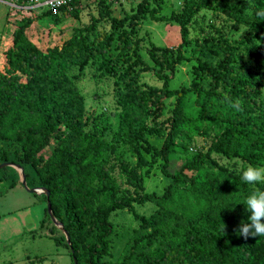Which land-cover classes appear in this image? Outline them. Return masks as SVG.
<instances>
[{"label": "trees", "instance_id": "16d2710c", "mask_svg": "<svg viewBox=\"0 0 264 264\" xmlns=\"http://www.w3.org/2000/svg\"><path fill=\"white\" fill-rule=\"evenodd\" d=\"M181 1L182 10L169 16L157 14L160 4L140 0L116 17L114 0H97L98 16L67 25L61 16L78 12L81 2L72 0L57 12L46 11L52 20L47 27L21 20L2 51L0 141L17 146L12 159L4 150L2 160L28 165L33 181L49 192L52 214L66 235L53 223L48 236L67 249L72 264L73 257L77 264H112L102 258L110 254L117 210L137 222L120 264H264V237L237 235L250 216L244 201L252 191H264V183L241 180L248 165L264 166V20L255 15L264 0H250L252 8L247 0ZM29 2L15 0L21 7ZM202 9L246 30L229 39L213 26L214 32L192 37L189 23ZM147 17L178 22L181 36L172 47L150 43L151 64L139 52ZM101 19L111 30L99 26ZM192 43L216 60L197 58L190 85L170 88ZM89 66L91 76L112 81L115 123L105 113L87 114L80 84ZM143 72L161 86L143 82ZM171 97L167 133L157 146L147 137L148 122L163 114ZM237 101L239 108L232 106ZM197 137L208 140L205 150L193 145ZM121 145L133 163L116 155ZM172 155L184 162L170 173ZM236 159L242 161L239 168L228 163ZM158 160L170 181L161 194L147 193L144 179ZM147 202L156 207L149 216L135 206Z\"/></svg>", "mask_w": 264, "mask_h": 264}, {"label": "rangeland", "instance_id": "374dc122", "mask_svg": "<svg viewBox=\"0 0 264 264\" xmlns=\"http://www.w3.org/2000/svg\"><path fill=\"white\" fill-rule=\"evenodd\" d=\"M140 0H114L112 15L121 17L125 12L135 9ZM151 6L157 8V14L169 16L172 12L182 10L181 0H160L157 3L149 0ZM15 0H0V57L2 51L10 43L11 33L18 26L21 20L30 19L33 26L47 27L51 23V17L45 10H29L19 5L14 6ZM78 12L64 13L61 19L64 24H86L91 16H98L97 0H81L78 4ZM99 26L106 30H111L110 22L101 19ZM213 26L225 33L229 39H237L246 30V26L228 20L224 14L212 15L211 10L202 9L198 15L193 17L189 23L190 36L201 37V32H214ZM139 37L142 38L139 52L141 56L151 64L147 56V48L150 43L160 46L172 47L181 42L179 24L176 21H156L147 17L141 22ZM187 60L177 65L174 78L170 81V88H181L190 85L194 77L193 68L197 63V58L214 62L216 57L203 52L198 45L192 43L186 48ZM76 71V70H74ZM93 66L85 69V77L80 84V91L85 97V108L88 115H99L105 113L112 123L115 117L111 111L115 109L116 102L112 92V81L109 78H96L91 76ZM141 80L154 86H161L154 75L143 72ZM206 82V81H204ZM264 91V90H263ZM196 97L192 93L193 104ZM175 103V97L167 98L164 101L165 108L163 114L157 120L148 122L147 137L151 143L160 146L167 133V122L170 111ZM195 103V102H194ZM195 106L198 105L195 103ZM104 114L102 115V117ZM111 133H107V140L110 141ZM208 140L202 137L195 138L193 145L206 149ZM15 144L0 141V162H3V151L8 152L9 158H13ZM51 144L43 150V154H49ZM116 155L123 157L126 161L133 163L134 158L128 153L126 146H119ZM147 156V155H146ZM220 161H226L219 158ZM12 162V160L10 161ZM184 160L172 155L167 166V171L173 173L178 170ZM236 167H240L242 161L231 160ZM161 160L154 165L149 177L144 179L145 192L161 194L165 186L169 183L170 177L160 171ZM264 167V166H261ZM28 189L36 187L33 181L32 170L28 165L23 166ZM22 172L19 168L4 166L0 168V264H72L71 258L64 246L57 245L48 236L50 227L53 225L46 209V199L43 193L30 192L21 183ZM136 209L144 215H152L155 212V205L147 202L144 205L136 204ZM111 219L114 223V233L110 236V254L103 257V261L120 264L124 255L128 253L127 240L137 227V222L131 214L125 210L115 211ZM59 234L58 229L52 231Z\"/></svg>", "mask_w": 264, "mask_h": 264}, {"label": "clouds", "instance_id": "9594fccd", "mask_svg": "<svg viewBox=\"0 0 264 264\" xmlns=\"http://www.w3.org/2000/svg\"><path fill=\"white\" fill-rule=\"evenodd\" d=\"M247 4L249 8L253 7L250 0H247ZM255 15L264 20V9H257ZM232 106L239 108V101ZM241 180L249 185L264 183V167L248 165L242 170ZM243 204L246 205V211L250 213V216L248 222L241 221L237 235L242 236L245 240L249 237H264V191H252Z\"/></svg>", "mask_w": 264, "mask_h": 264}, {"label": "water", "instance_id": "95a60500", "mask_svg": "<svg viewBox=\"0 0 264 264\" xmlns=\"http://www.w3.org/2000/svg\"><path fill=\"white\" fill-rule=\"evenodd\" d=\"M4 166H12V167L19 168L21 170V172H22L21 183H22V185L25 186L26 189H28L26 187V180H25V175H24V172H23V168L18 163L10 162V161H5V162L0 163V168H2ZM28 191H30V192H36V193H44V195H46V198H47V202H46L47 213H48L50 219L52 220V222L54 223V225L56 227H58L59 229L63 230L61 223L58 222L56 220V218L54 217V215L52 214L51 204H50V202L48 200L49 192L48 191H45L44 188L41 187V186H36V187L30 188V189H28ZM63 232H64V230H63ZM65 235H66V233H65ZM73 264H77L75 257H73Z\"/></svg>", "mask_w": 264, "mask_h": 264}, {"label": "built area", "instance_id": "2783aa9c", "mask_svg": "<svg viewBox=\"0 0 264 264\" xmlns=\"http://www.w3.org/2000/svg\"><path fill=\"white\" fill-rule=\"evenodd\" d=\"M72 0H30L24 7L29 10H51L57 12L63 5H68ZM16 6V4H13Z\"/></svg>", "mask_w": 264, "mask_h": 264}]
</instances>
